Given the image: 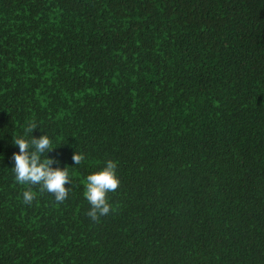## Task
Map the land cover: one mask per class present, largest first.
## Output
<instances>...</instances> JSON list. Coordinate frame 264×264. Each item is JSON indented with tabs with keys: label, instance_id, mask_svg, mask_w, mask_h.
<instances>
[{
	"label": "trees",
	"instance_id": "1",
	"mask_svg": "<svg viewBox=\"0 0 264 264\" xmlns=\"http://www.w3.org/2000/svg\"><path fill=\"white\" fill-rule=\"evenodd\" d=\"M29 120L61 143L63 202H22ZM0 264H264V0H0Z\"/></svg>",
	"mask_w": 264,
	"mask_h": 264
},
{
	"label": "clouds",
	"instance_id": "2",
	"mask_svg": "<svg viewBox=\"0 0 264 264\" xmlns=\"http://www.w3.org/2000/svg\"><path fill=\"white\" fill-rule=\"evenodd\" d=\"M35 128L42 129L35 121L29 120L21 132L11 134V141L18 146V151L12 153L13 164L10 169L17 183L27 185L22 191V202L30 204L34 200L36 192L32 185H37L40 191L51 193L56 202H63L72 185L69 164L61 166L56 157L47 154L61 143L53 146L52 137L46 131L38 136L33 135ZM84 159V153L75 147L71 154V165H79ZM116 168L117 162L106 158L101 167L83 177V196L90 205L85 214L92 220L110 211L107 194L115 191L119 185Z\"/></svg>",
	"mask_w": 264,
	"mask_h": 264
}]
</instances>
